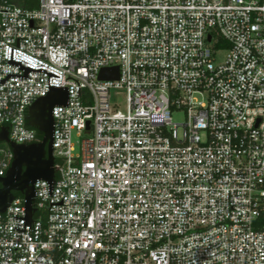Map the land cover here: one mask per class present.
<instances>
[{
	"label": "built area",
	"instance_id": "1",
	"mask_svg": "<svg viewBox=\"0 0 264 264\" xmlns=\"http://www.w3.org/2000/svg\"><path fill=\"white\" fill-rule=\"evenodd\" d=\"M11 50L59 78L0 85L9 141L39 143L48 85L69 99L52 197L34 184L25 231L24 198L0 213V264H264V0H0V81L23 76ZM12 160L0 147V177Z\"/></svg>",
	"mask_w": 264,
	"mask_h": 264
},
{
	"label": "water",
	"instance_id": "2",
	"mask_svg": "<svg viewBox=\"0 0 264 264\" xmlns=\"http://www.w3.org/2000/svg\"><path fill=\"white\" fill-rule=\"evenodd\" d=\"M210 41V36L208 37ZM7 64L18 66V70H23V76L7 74L0 85H4L6 80L11 77L28 78L29 72L46 73L48 82L50 77L59 78L45 70H32L23 67L21 63L7 61ZM119 78L118 67L103 69L100 71L98 80L116 81ZM69 90L68 88L49 87L46 96L39 97L28 108L27 119L28 126L35 129L43 135L42 141L30 145H16L15 142L9 141L8 127H1L0 142L9 146L13 153V160L4 177H0V213L6 211L11 205L15 196L13 193H19L24 197V218L14 217L24 220L25 226H32V202L35 196L34 184L39 181L48 183V196L52 197V185L55 181L54 158L52 150V141L54 125L52 119V109L55 106H68ZM16 231H20L13 227ZM20 231V232H24Z\"/></svg>",
	"mask_w": 264,
	"mask_h": 264
},
{
	"label": "trees",
	"instance_id": "3",
	"mask_svg": "<svg viewBox=\"0 0 264 264\" xmlns=\"http://www.w3.org/2000/svg\"><path fill=\"white\" fill-rule=\"evenodd\" d=\"M15 3L19 7L26 8V9H35L37 7V0H15ZM27 126H28V122H27ZM36 135H37L38 141L41 142L43 135L37 131H36ZM0 147L9 148L8 145H6L5 143H1V142H0ZM13 195L15 196V198H20V199L24 198L21 194L16 193V192L13 193Z\"/></svg>",
	"mask_w": 264,
	"mask_h": 264
},
{
	"label": "rangeland",
	"instance_id": "4",
	"mask_svg": "<svg viewBox=\"0 0 264 264\" xmlns=\"http://www.w3.org/2000/svg\"><path fill=\"white\" fill-rule=\"evenodd\" d=\"M224 53H221L218 55V60L216 63H220L222 62V59L224 57ZM116 103L118 105H123L124 104V96L122 94H119L117 97H116ZM184 118H185V115L183 112L179 111V112H176V113H172V122L173 123H176V124H181L183 123L184 121Z\"/></svg>",
	"mask_w": 264,
	"mask_h": 264
}]
</instances>
